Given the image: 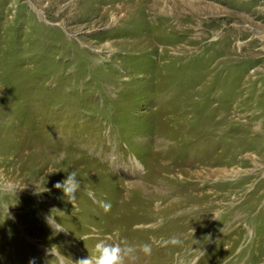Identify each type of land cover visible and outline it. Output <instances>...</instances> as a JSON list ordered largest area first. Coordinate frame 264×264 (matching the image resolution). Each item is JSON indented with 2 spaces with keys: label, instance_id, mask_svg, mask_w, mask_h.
Segmentation results:
<instances>
[{
  "label": "rangeland",
  "instance_id": "1",
  "mask_svg": "<svg viewBox=\"0 0 264 264\" xmlns=\"http://www.w3.org/2000/svg\"><path fill=\"white\" fill-rule=\"evenodd\" d=\"M116 232L152 246L125 264H264V0H0V264Z\"/></svg>",
  "mask_w": 264,
  "mask_h": 264
},
{
  "label": "clouds",
  "instance_id": "2",
  "mask_svg": "<svg viewBox=\"0 0 264 264\" xmlns=\"http://www.w3.org/2000/svg\"><path fill=\"white\" fill-rule=\"evenodd\" d=\"M55 188L62 190L68 201L75 206V201L77 198V193L80 191L81 184L77 178V173L72 171L68 173L67 178L63 181H58L55 184ZM101 207L104 211H109L111 208L110 204L101 202ZM8 214V209H7ZM115 237L116 242L105 243L103 241L95 245L96 252L98 256L93 258L92 256L88 258H83L77 261V264H125L128 259H135L136 254L142 253L145 256H150L152 254V246L149 243H144L140 245L130 244L127 240L120 239L119 232H116ZM107 240H112L113 236L109 235ZM166 243H171L176 245L180 241L176 237H172L170 241Z\"/></svg>",
  "mask_w": 264,
  "mask_h": 264
}]
</instances>
